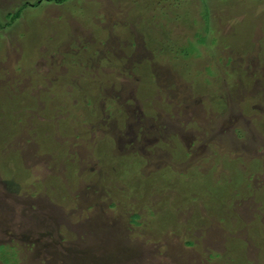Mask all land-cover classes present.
Wrapping results in <instances>:
<instances>
[{"label":"rangeland","instance_id":"1","mask_svg":"<svg viewBox=\"0 0 264 264\" xmlns=\"http://www.w3.org/2000/svg\"><path fill=\"white\" fill-rule=\"evenodd\" d=\"M25 5L0 31V264H264V0H0V25Z\"/></svg>","mask_w":264,"mask_h":264},{"label":"trees","instance_id":"2","mask_svg":"<svg viewBox=\"0 0 264 264\" xmlns=\"http://www.w3.org/2000/svg\"><path fill=\"white\" fill-rule=\"evenodd\" d=\"M51 3H54V4H56V5H62V4H65V3H67V2H69L70 0H49ZM159 6H161V3L159 4ZM34 7H37V5H34ZM28 10V5H25V6H23L22 8H21V10H19L17 13H15V14H9V15H7L6 16V18L8 19V24L6 25V27H2L1 25H0V31L1 32H3V31H5L6 29H11V28H13L14 27V25H15V23L16 22H18L19 20H21V19H23V13H24V10ZM210 13H209V11H208V8L206 9V12H205V15H204V20H205V25H206V27H205V31L207 32V34H211L212 32V23H210ZM48 35V34H47ZM199 38V42H198V44L199 45H206V43H207V38L206 37H198ZM44 39H46V42H47V40H48V38H47V36H46V38H44ZM1 41H2V36H0V43H1ZM212 45H216V42H215V40H213L212 42ZM166 45V44H165ZM157 46V45H156ZM2 47H4V46H2ZM153 47H154V45H153ZM165 47H167V46H162V45H159V46H157V47H155V58H157L158 56H162L163 54L164 55H166L167 57H170V58H172L174 61H176V62H183L184 60H188V59H191L192 57H194V56H198V52H199V49H198V47L196 48V47H194L193 45H191V46H187V47H178V46H176L175 45V47H173V48H165ZM158 55V56H157ZM157 56V57H156ZM73 58V57H72ZM74 59V58H73ZM161 59V58H160ZM104 60H107V59H104ZM146 63V65H147V63H148V61H146L145 62ZM142 64H144V63H142ZM145 64H144V66H146ZM143 66V65H142ZM148 66H149V64H148ZM137 68H139V70H137ZM136 69H135V71L137 70L138 72H135V74H136V76H138L139 77V75L143 72L142 71V69L140 68V66H138ZM145 68V67H144ZM148 68L149 67H146V69L145 70H148ZM17 71L18 70H21V68L20 67H17V69H16ZM82 75H84L83 73H82ZM142 77V76H141ZM88 79V81H91V78H87ZM90 79V80H89ZM97 82V81H96ZM96 82H94V81H92V83L95 85V84H98V82L96 83ZM100 82V81H99ZM8 92V91H7ZM76 95H78L77 97L78 98H83V95H84V92H83V90H78L77 91V93H75ZM9 95H10V93H8V96H6V97H8L9 98ZM47 95V94H46ZM46 97V99L48 100V99H50L51 97H53V96H51V94H49V95H47V96H45ZM56 97V96H55ZM46 100V101H47ZM50 101V100H49ZM52 101V100H51ZM14 104H13V109H15L16 107V109H17V111L20 109V108H18V103H17V100L16 101H14L13 102ZM24 121L25 120H23L22 121V123H24ZM47 127V126H46ZM48 129V130H47ZM47 131H46V135L44 134H39V137H37V140H39V141H45V142H47L48 140H50V142L51 143H53L51 140H54V136H56V132H53L52 131V127H51V125L50 126H48L47 127ZM60 131H59V133H61V135H62V133L63 134H65L66 135V133H65V131L64 130H62V129H59ZM48 133V134H47ZM58 134V133H57ZM54 135V136H53ZM46 145V144H45ZM236 188V187H235ZM236 189H238V188H236ZM239 190V189H238ZM231 192H236L235 190H233V189H231ZM228 198V195H226V199ZM228 201V200H227ZM153 215H155L154 213H151L150 214V216H153ZM222 215H223V213H222ZM221 215V216H222ZM219 217V216H218ZM141 219V216H139V215H133L132 216V219H131V222L133 223V224H136L137 226H141V224H138V221ZM161 219H163L164 221H166V219L164 218V217H162ZM220 220H222V219H220ZM190 223V222H189ZM185 229H187L186 228V226H185ZM157 230V229H156ZM188 230H192V229H188ZM155 231V230H154ZM154 231H152V232H154ZM186 243V245L188 246V247H191V246H193V243L192 242H185ZM8 250L7 249V247H0V250ZM0 255H3V252H1L0 253ZM4 260H6L5 258H0V261H2V263L4 262L5 263V261Z\"/></svg>","mask_w":264,"mask_h":264}]
</instances>
